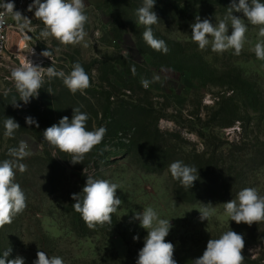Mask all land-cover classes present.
Listing matches in <instances>:
<instances>
[{"label": "rangeland", "instance_id": "374dc122", "mask_svg": "<svg viewBox=\"0 0 264 264\" xmlns=\"http://www.w3.org/2000/svg\"><path fill=\"white\" fill-rule=\"evenodd\" d=\"M84 2L89 17L86 47L42 39L44 26L34 17L35 9L22 12L31 19L30 30L21 32L12 20L9 43L0 59V162L27 166L22 173L14 168V182L24 191L27 207L0 228V255L10 248L8 259L20 256L25 264H33L41 250L63 258L65 264H135L147 231L132 220L133 211L151 206L161 219L170 220L165 239L175 246L177 264H194L209 239L231 229L244 236L243 264H264V221L236 224L223 208L245 187L264 196V60L254 52L255 45L264 42L259 26L244 19L248 31L239 55L231 49L213 52L211 45L200 50L191 39V25L197 17L213 24L225 19L233 0H155L153 11L160 20L152 30L155 38L166 42L165 54L143 40L145 27L136 15L143 0ZM233 15L242 17V13ZM228 26L230 34V21ZM47 48L50 58L40 55ZM26 58L35 65L44 58L41 67L52 66L65 74L78 62L90 77V87L72 94L62 79L45 73L39 96L24 104L11 69ZM14 102L20 107H14ZM36 103L40 111H48L39 127L25 121ZM72 108L88 115V130L90 124L107 129L100 155L90 157L91 151L77 164L43 139L47 127L64 116L71 119ZM237 115L242 120L229 126ZM7 117L20 125L11 136L6 135ZM139 124L146 133L135 132ZM118 127L122 131L117 132ZM22 141L29 154L21 159L10 150L18 149ZM251 149L262 150L261 164L239 173L234 159L246 162ZM202 154L218 163L203 181L209 188L200 190L203 183L197 180L190 189L184 188L172 178L168 166L179 160L196 168L194 163ZM84 168L86 175L120 186L117 195L122 204L114 213L117 220L112 221L110 232L104 225L87 226V234L74 230L71 195L81 192L86 183ZM238 179L240 189L233 187ZM209 203L215 213L208 221H200L198 210ZM136 235L140 239L134 241Z\"/></svg>", "mask_w": 264, "mask_h": 264}, {"label": "clouds", "instance_id": "9594fccd", "mask_svg": "<svg viewBox=\"0 0 264 264\" xmlns=\"http://www.w3.org/2000/svg\"><path fill=\"white\" fill-rule=\"evenodd\" d=\"M154 5L155 0H143L142 5L136 10V15L138 23L145 27L142 33L143 40L153 50L166 54L168 52L166 42L155 38L152 30V26L160 20L153 11ZM33 9H35L34 17L44 26L40 31L42 39L53 38L64 46L80 44L87 46L84 43L87 36L85 26L89 17L86 14L84 0H43V2L33 0V3L28 5L27 11L32 12ZM233 12L242 13V17L233 15ZM229 13V16L216 24L209 19L196 18V22L191 25V39L200 50H205L211 45L213 52L224 53L231 49L234 50L235 55H239L248 31L244 19L253 26H259L258 35L264 37V3L260 0H239L238 3L233 0ZM9 16L15 20L21 32L25 29L30 30L31 19L15 10L13 2L0 0V28L6 25V18ZM228 21L231 23L230 34ZM254 52L258 59L264 60V42H258ZM31 53L34 54L33 49ZM40 55L50 58L52 52L47 48ZM45 73L49 78L62 79L63 84L72 94L78 91L83 93L90 87V77L78 62L72 65L70 73L65 74L64 71H57L52 66L45 68L35 65L26 58L21 60L19 66L11 69V79L14 81L20 101L28 104L32 98L39 96ZM142 83L145 87L148 85L147 80ZM12 105L16 108L20 107L17 102ZM88 118V115L79 108H72L71 119L64 116L58 124L47 127L43 131V139L61 152L69 154L73 164L82 163L85 156L101 144L107 132L103 126L88 130L86 126ZM25 121L28 125L36 124L39 127L30 116L26 117ZM4 124L6 135L9 136L20 127L11 117H7ZM26 148L27 145L22 141L18 149L10 150V154L22 159L29 154ZM14 168H18L21 173L27 170V166L18 161L0 162V228L11 224L14 217L27 207L24 191L14 182L16 175ZM168 171L174 180L179 181L187 189L193 187L198 179L196 174L198 170L179 160L170 163ZM83 173L86 175V168ZM86 177L82 191L71 195V199L75 201L72 205L74 210L81 215L89 229L111 224L113 214L122 204V200L117 195L120 186L108 179H96L92 175ZM223 208L224 214L236 224L244 223L251 226L253 223L264 221V196L253 187L239 190L235 198L223 203ZM198 212L200 221H208L215 213V207L211 203L204 204ZM132 220H138L140 227L147 231L135 264H177L174 259L175 246L165 239L172 227L170 220L161 219L151 206L143 208L142 212L133 211ZM139 239L138 235L133 236L134 241ZM244 248V236L231 229L225 231L218 239H209L203 254L193 262L194 264H243ZM10 252L11 249L8 248L0 255V264H25L24 258L20 256L8 259ZM33 264H65V262L59 256L50 257L46 252L39 250Z\"/></svg>", "mask_w": 264, "mask_h": 264}, {"label": "trees", "instance_id": "16d2710c", "mask_svg": "<svg viewBox=\"0 0 264 264\" xmlns=\"http://www.w3.org/2000/svg\"><path fill=\"white\" fill-rule=\"evenodd\" d=\"M235 93V91H234ZM110 98V96H109ZM60 104V100L58 99L57 100V105ZM31 117L34 118V120L38 123L39 120L43 121V119H45L46 117V114L48 111H40L39 110V107L36 104L34 105H31ZM110 110V109H109ZM105 117L109 114L108 110H106V112L104 113ZM53 116V115H52ZM242 120V118L237 115L233 118V120L229 123V126H232L233 124H235L236 121H240ZM112 123V122H111ZM89 130H94L93 126L90 124V127H89ZM146 127H142L141 124L138 125L137 128H135V132L137 133H146ZM122 131V129L120 127L117 128V132H120ZM199 135L202 137V138H205L206 135L204 133H199ZM146 136V135H144ZM147 138H150L148 135H147ZM238 144V145H237ZM236 144V147H242L243 148V144L242 143H237ZM102 150V144H99L98 146L94 147L92 149V153L91 154H88V156L90 157H98L100 155V151ZM249 159L245 162V160H238V159H234V163L236 164V168L239 170V173L242 172L243 174V171H247V170H250V169H253L254 167L256 166H259L261 163V159H262V156H263V152L261 149H251L249 151ZM205 154H202L200 156V158L197 160V162H195V166H196V169L198 170V179L197 181H202L203 185H201L200 187V190H206L208 189L209 187L206 185V182H203L207 179L206 175H208V172L211 170V169H217L218 167V163H216L215 161H209V160H206L204 158ZM239 177V176H238ZM242 184V181H240V179H238L234 184H233V187L237 188V189H240L241 188V185ZM72 212H73V227H74V230L80 234H87V225L86 223L84 222V220L81 218V215L79 213H77L74 208L72 209ZM117 220V218L115 217V215L113 214L112 216V221H115ZM104 228L105 230H108L109 232L112 231V223L111 224H105L104 225ZM127 261V260H125ZM123 261V262H125Z\"/></svg>", "mask_w": 264, "mask_h": 264}, {"label": "built area", "instance_id": "2783aa9c", "mask_svg": "<svg viewBox=\"0 0 264 264\" xmlns=\"http://www.w3.org/2000/svg\"><path fill=\"white\" fill-rule=\"evenodd\" d=\"M6 2H13L15 4V10L20 11L22 13L25 11L26 8H28L29 4L33 3V0H6ZM6 20V25L3 28H0V59L7 49L10 39V30L12 29L13 18L9 16L6 18ZM44 63H46V60L43 58L39 62V65L42 66Z\"/></svg>", "mask_w": 264, "mask_h": 264}]
</instances>
